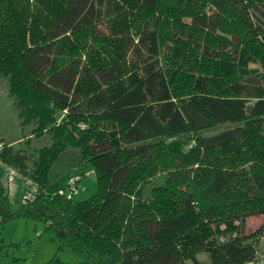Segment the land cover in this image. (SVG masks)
<instances>
[{"label": "trees", "instance_id": "obj_1", "mask_svg": "<svg viewBox=\"0 0 264 264\" xmlns=\"http://www.w3.org/2000/svg\"><path fill=\"white\" fill-rule=\"evenodd\" d=\"M0 76L19 125L50 138L32 152L29 138L0 143V164L47 203L58 247L90 264L253 261L264 0H0ZM68 147L95 176L83 200L48 179Z\"/></svg>", "mask_w": 264, "mask_h": 264}, {"label": "rangeland", "instance_id": "obj_2", "mask_svg": "<svg viewBox=\"0 0 264 264\" xmlns=\"http://www.w3.org/2000/svg\"><path fill=\"white\" fill-rule=\"evenodd\" d=\"M33 127V123L19 125L6 79L0 76V143H10L14 149L24 148L22 139L29 138L31 152L49 145L47 134L38 138L30 135ZM48 179L56 190H63L73 201L86 199L95 191L94 173L87 162H80L79 151L75 148L68 147L56 156L48 169ZM30 188V184H24L16 175L9 181L6 167L0 164V222L4 219L0 223V264H45L51 259H55L53 264L97 261L98 256L94 253L58 247L59 228L55 224L47 227L48 222L44 219L47 203L42 199L36 203H23ZM263 219V216L246 218L245 231L254 230ZM198 257L202 261L205 259L204 254ZM250 264H264V234L258 239L256 255Z\"/></svg>", "mask_w": 264, "mask_h": 264}, {"label": "built area", "instance_id": "obj_3", "mask_svg": "<svg viewBox=\"0 0 264 264\" xmlns=\"http://www.w3.org/2000/svg\"><path fill=\"white\" fill-rule=\"evenodd\" d=\"M6 171H7V178H8V180H9V181H12V180H13V177L16 175L15 172H14L13 170H11V169H8V168H6ZM16 176H17V175H16ZM26 184H27V183H26ZM32 190H33V188H32V186H31L30 190H28V191L26 192V194L24 195V197H23V203H24V204H25L27 201L31 200V198H32V194H31Z\"/></svg>", "mask_w": 264, "mask_h": 264}]
</instances>
